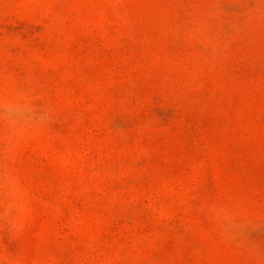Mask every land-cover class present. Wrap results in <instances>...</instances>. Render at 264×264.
Masks as SVG:
<instances>
[{
  "label": "rangeland",
  "instance_id": "1",
  "mask_svg": "<svg viewBox=\"0 0 264 264\" xmlns=\"http://www.w3.org/2000/svg\"><path fill=\"white\" fill-rule=\"evenodd\" d=\"M0 264H264V0H0Z\"/></svg>",
  "mask_w": 264,
  "mask_h": 264
}]
</instances>
